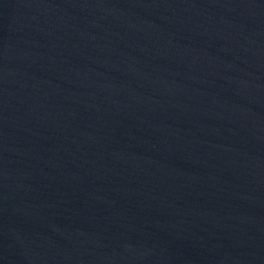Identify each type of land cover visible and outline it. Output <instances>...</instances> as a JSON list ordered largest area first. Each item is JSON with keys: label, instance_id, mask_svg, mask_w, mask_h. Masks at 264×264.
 <instances>
[{"label": "water", "instance_id": "water-1", "mask_svg": "<svg viewBox=\"0 0 264 264\" xmlns=\"http://www.w3.org/2000/svg\"><path fill=\"white\" fill-rule=\"evenodd\" d=\"M0 264H264V0H0Z\"/></svg>", "mask_w": 264, "mask_h": 264}]
</instances>
